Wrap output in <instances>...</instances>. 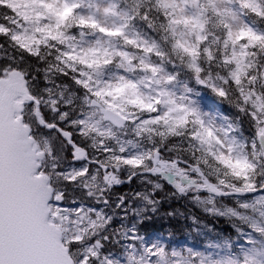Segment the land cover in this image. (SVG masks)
<instances>
[{
  "label": "snow or ice",
  "instance_id": "obj_1",
  "mask_svg": "<svg viewBox=\"0 0 264 264\" xmlns=\"http://www.w3.org/2000/svg\"><path fill=\"white\" fill-rule=\"evenodd\" d=\"M0 50V264H264V0H0ZM137 176L235 218L249 247L214 259L113 228L110 193Z\"/></svg>",
  "mask_w": 264,
  "mask_h": 264
},
{
  "label": "rangeland",
  "instance_id": "obj_2",
  "mask_svg": "<svg viewBox=\"0 0 264 264\" xmlns=\"http://www.w3.org/2000/svg\"><path fill=\"white\" fill-rule=\"evenodd\" d=\"M208 94L211 95L210 93ZM197 99L200 103L201 108L204 111L210 112L213 116L217 118L218 121L220 120L219 107H217L216 104L210 102L205 93L201 92L200 96L197 97ZM122 174L124 175V178L128 175L127 172H123ZM136 179L138 184H143L145 182V184L151 186V190H153V185L158 183L157 181H149L146 177L141 176H137ZM160 185L162 186L163 184ZM161 189L162 187L156 189V191H160ZM130 190H133V188H131ZM67 197V206L73 207L74 205L71 203V201L73 199L78 200L80 198V190L78 188L76 190H71V192L67 193ZM119 198L120 196L118 194H111L109 196V199L112 202L114 209V211L111 209L109 210L110 213L113 215L112 227H123L125 230L135 228V231L139 233V235L148 245L158 244L169 247L170 249H176L178 251L184 249H191L193 252H200L214 259H220L230 253L240 252L242 249L249 247L247 243V241L250 239V236L248 235V229L245 228L246 226L242 225L238 220L236 221L239 222V225H242V227L235 229L234 240L236 241L234 244H231L230 241L223 236L221 230H212L210 228L208 229L207 227L198 224L194 219H189L186 222V224H190L189 227L191 228V233L194 237H192L191 234L186 233V235L182 238L183 242L176 239L169 241L170 239L166 234L169 232V229H167L166 233L162 232L160 230H157L154 226H151L147 221L148 219H150V221L152 220L149 214L152 209L151 205H147L146 202L143 200L133 198L132 195L130 199H126L125 201V204L128 206L127 210H125L123 206L121 208H115V204L119 202ZM223 203L229 207H236V202L233 199H231L230 204L224 201ZM196 205H198V208L200 209V211H202V213H204V215L215 216L205 211L204 206L199 205L197 203ZM217 217L220 218L222 216ZM257 247L264 248V241H258Z\"/></svg>",
  "mask_w": 264,
  "mask_h": 264
},
{
  "label": "trees",
  "instance_id": "obj_3",
  "mask_svg": "<svg viewBox=\"0 0 264 264\" xmlns=\"http://www.w3.org/2000/svg\"><path fill=\"white\" fill-rule=\"evenodd\" d=\"M11 52L12 55H16L13 50L9 51ZM230 109L232 110V107L230 106ZM230 109L226 112L227 115L229 116ZM241 124L244 126L245 124V119L244 117H241L240 119ZM165 182V181H164ZM167 185V183H166ZM153 196V200L158 201V211H157V216L159 217L160 214L163 215H170L174 217L176 213H179L180 215L183 214L184 207L181 205V200L183 199L184 196H180L179 194H176L174 190H172L170 187H163L161 191H155ZM168 217V216H167ZM167 222L170 221V218L168 217L166 219ZM212 225H216V222L218 223H223L220 226H222L225 230H229V227L224 224V221H216L215 219H211ZM231 232V230H230Z\"/></svg>",
  "mask_w": 264,
  "mask_h": 264
}]
</instances>
